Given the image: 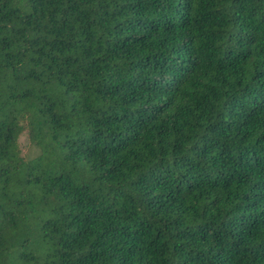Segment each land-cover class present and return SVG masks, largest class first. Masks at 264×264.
Returning <instances> with one entry per match:
<instances>
[{
    "label": "trees",
    "instance_id": "trees-1",
    "mask_svg": "<svg viewBox=\"0 0 264 264\" xmlns=\"http://www.w3.org/2000/svg\"><path fill=\"white\" fill-rule=\"evenodd\" d=\"M0 264H264V0H0Z\"/></svg>",
    "mask_w": 264,
    "mask_h": 264
},
{
    "label": "rangeland",
    "instance_id": "rangeland-1",
    "mask_svg": "<svg viewBox=\"0 0 264 264\" xmlns=\"http://www.w3.org/2000/svg\"><path fill=\"white\" fill-rule=\"evenodd\" d=\"M19 146H20V148L22 149V152L23 153H25L28 149V147H27V140H26V138H25V136L24 135H21L20 137H19Z\"/></svg>",
    "mask_w": 264,
    "mask_h": 264
}]
</instances>
